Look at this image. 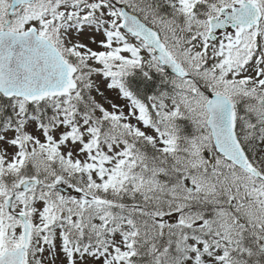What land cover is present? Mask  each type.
Returning a JSON list of instances; mask_svg holds the SVG:
<instances>
[{
	"label": "snow or ice",
	"instance_id": "1",
	"mask_svg": "<svg viewBox=\"0 0 264 264\" xmlns=\"http://www.w3.org/2000/svg\"><path fill=\"white\" fill-rule=\"evenodd\" d=\"M163 3L0 0V264H264V0Z\"/></svg>",
	"mask_w": 264,
	"mask_h": 264
},
{
	"label": "rangeland",
	"instance_id": "2",
	"mask_svg": "<svg viewBox=\"0 0 264 264\" xmlns=\"http://www.w3.org/2000/svg\"><path fill=\"white\" fill-rule=\"evenodd\" d=\"M158 8H160V7H158ZM137 13L139 14V16H140L142 19H144V16H143L142 13H140L139 11H137ZM163 15H164V14H163ZM148 19L152 21V17H151L150 15L148 16ZM161 35L163 36V33H161ZM130 40H131V42L134 43V44H139V41H137L135 38L130 37ZM92 47L95 48L96 46H95V45H92ZM98 50H102V49H98ZM142 51H143V50H142ZM143 54H144L145 57H148V53H147L146 51H144ZM125 55H129V54L125 53ZM148 58H150V57H148ZM163 74H164V78H163V79H164V81H163V86H164L165 88L162 89L161 92H169V93H171V92H172V88H173V86H172L168 81H170V79H171L173 76H172L171 74L165 72L164 70H163ZM95 79H96L97 81H99V80H100V77L97 76V77H95ZM199 87L201 88L202 91H204L205 86H204L203 83H200V84H199ZM101 88H104L103 83H101ZM161 92H159L158 95H159ZM94 93H95V92H94ZM95 96H96L97 101L100 102V103H101V104H102L107 110H109V111H113V110H114V109L111 107V105H112L113 103L116 104V105L121 106V108L118 109L117 111L122 110V111H124V112L127 114L128 110H129V107H128V106L130 105V101H129L127 98H123V97L118 93V91L108 90V89L104 88L103 96L98 95V94H96V93H95ZM105 96L108 97V100H105V99H104ZM165 102L168 104V109H166V110H169V111H170L171 108H172V105H171L170 100H166ZM97 114L99 115V113H97ZM188 121H189V120H188ZM130 122L133 123V124H136L137 126L142 127V130H144L147 134H152V135H154V136L156 135V133L154 132L153 129H151V128H143L142 124H140V123H139L138 121H136L134 118H132V119L130 120ZM190 122H191V121H190ZM191 124H192V123H191ZM193 130L195 131L194 126H193ZM193 133H194V132H193ZM205 157L208 158V155L205 156ZM60 259L63 260L64 257L61 256ZM58 264H59V262H58Z\"/></svg>",
	"mask_w": 264,
	"mask_h": 264
},
{
	"label": "trees",
	"instance_id": "3",
	"mask_svg": "<svg viewBox=\"0 0 264 264\" xmlns=\"http://www.w3.org/2000/svg\"><path fill=\"white\" fill-rule=\"evenodd\" d=\"M147 73V75H145ZM161 73L153 69L143 66L141 70H136L133 74L128 75L124 79L126 86L138 97L142 98L145 102L146 98L154 92L160 85ZM7 113H11V109H6Z\"/></svg>",
	"mask_w": 264,
	"mask_h": 264
},
{
	"label": "water",
	"instance_id": "4",
	"mask_svg": "<svg viewBox=\"0 0 264 264\" xmlns=\"http://www.w3.org/2000/svg\"><path fill=\"white\" fill-rule=\"evenodd\" d=\"M169 67V66H168ZM170 68V67H169ZM170 70H172L171 68H170Z\"/></svg>",
	"mask_w": 264,
	"mask_h": 264
}]
</instances>
